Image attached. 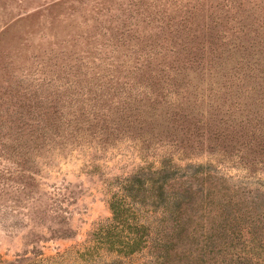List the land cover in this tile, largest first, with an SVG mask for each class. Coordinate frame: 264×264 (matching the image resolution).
<instances>
[{
	"label": "rangeland",
	"instance_id": "rangeland-1",
	"mask_svg": "<svg viewBox=\"0 0 264 264\" xmlns=\"http://www.w3.org/2000/svg\"><path fill=\"white\" fill-rule=\"evenodd\" d=\"M190 2L225 31L229 107L264 127V0H0V73L79 119L51 115L43 141L2 145L0 264H264V165L157 140L145 110L119 106L124 67L111 84L83 74L106 71L96 48L111 14L173 22ZM54 60L75 74L48 71Z\"/></svg>",
	"mask_w": 264,
	"mask_h": 264
},
{
	"label": "trees",
	"instance_id": "trees-1",
	"mask_svg": "<svg viewBox=\"0 0 264 264\" xmlns=\"http://www.w3.org/2000/svg\"><path fill=\"white\" fill-rule=\"evenodd\" d=\"M184 9L189 15H180L173 22L145 14L127 15L118 21L114 19L119 15L111 14L108 23L101 25L106 36L96 48L103 54L99 55L101 60L107 58L108 69L101 72L93 67L83 74L93 73L94 78L111 84L120 78L124 67L127 91L119 106L135 116L145 110L151 136L157 140L185 152L205 147L237 156L250 162L246 165L249 170L257 162L264 165V127L246 118L240 111L241 104L232 109L240 101L235 97L239 87L221 66L224 49L218 42L224 40L225 31L212 28L211 15L197 2H190ZM138 21L145 25L140 27ZM52 65L48 71L67 78L75 74L74 64L54 60ZM45 71L43 66L39 73ZM6 74L0 73V151L7 139L11 150L24 139L43 141L48 124L53 122L51 115L64 124L78 123L75 115L63 119L52 93L39 95L35 91L39 84L28 87L18 76ZM40 79L38 82L46 77ZM140 85V92L130 91Z\"/></svg>",
	"mask_w": 264,
	"mask_h": 264
}]
</instances>
